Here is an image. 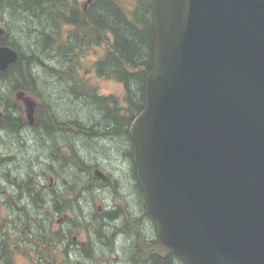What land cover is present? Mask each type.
Returning a JSON list of instances; mask_svg holds the SVG:
<instances>
[{
    "label": "water",
    "instance_id": "water-1",
    "mask_svg": "<svg viewBox=\"0 0 264 264\" xmlns=\"http://www.w3.org/2000/svg\"><path fill=\"white\" fill-rule=\"evenodd\" d=\"M151 20L153 68L128 134L154 252L264 264V0H153ZM17 60L0 46V72ZM17 99L32 124L36 102Z\"/></svg>",
    "mask_w": 264,
    "mask_h": 264
},
{
    "label": "trees",
    "instance_id": "trees-1",
    "mask_svg": "<svg viewBox=\"0 0 264 264\" xmlns=\"http://www.w3.org/2000/svg\"><path fill=\"white\" fill-rule=\"evenodd\" d=\"M125 1L91 0L89 3L77 4L73 0H0V21L10 20L30 43L26 53L20 44L11 40L8 33L0 39V46H9L18 53V60L9 65L6 71L0 72V94L6 86H10L38 98L47 111L44 121L51 132L77 126L78 141L88 155L99 156L96 154L107 153L111 151L110 148L118 152L123 146L127 147L128 126L145 106L146 76L154 62L155 30L151 20L153 0H128L133 5L131 9L124 7ZM101 45H105V51L91 63L92 69L98 77L123 86L124 93L120 100L101 96L93 87L86 91L82 84L83 78L79 77L82 59L93 47ZM41 71L56 79L65 88L69 99L73 98L77 105L83 107L81 113L87 123L78 120L65 123L59 120L52 101L43 91L41 81L44 79L38 76ZM0 101L5 104L4 115L0 116V130L6 128L8 132H17L18 125H10L8 121L13 119L5 112L12 108L18 111L19 104L14 100L10 102L2 95ZM36 115H39L38 112ZM14 116L20 119V114L14 112ZM34 126L37 129L39 124ZM98 142L110 147H103ZM77 166L81 168L79 161ZM16 169L21 173L19 167ZM28 169L26 166L23 171L27 179L23 182L25 188L27 186L26 198L30 199L33 207L38 208V200H43L40 192L32 188V176L36 172L27 173ZM49 235L41 231V235H30L29 239L38 238L39 243L49 244ZM139 264L182 263L177 256L171 255L165 259L153 256Z\"/></svg>",
    "mask_w": 264,
    "mask_h": 264
},
{
    "label": "flooded vegetation",
    "instance_id": "flooded-vegetation-1",
    "mask_svg": "<svg viewBox=\"0 0 264 264\" xmlns=\"http://www.w3.org/2000/svg\"><path fill=\"white\" fill-rule=\"evenodd\" d=\"M1 30L0 39L7 34L5 29L1 28ZM82 84L86 91L91 87L85 79L82 80ZM0 95L6 96L10 102L16 101L10 86H6ZM25 96L36 102L34 121L32 124L28 123L25 106L21 100L16 101L19 104L18 111L12 108L5 112L10 119H13L8 121L9 124H17L18 128L15 133L6 131V128L0 130V167L13 163L15 159L18 160V153L21 150H27L31 141L34 142L33 146H37L40 150V156L42 153L48 160L46 165L40 163L42 169L32 176L34 178L32 188L40 192L43 200H38L40 204L38 208L33 207L31 201L27 202L30 199L26 198L27 186L25 188L23 184L26 176L22 173L15 174L16 176H12L14 179L11 180L8 176V191L14 188L12 186L14 184L18 193L8 192L10 201L6 202V200L3 205L4 210L17 208L23 213L24 210L30 209L49 212V222H52L54 226V233L49 235V239L47 238L50 243H39L38 238L31 240V243L26 240L23 242L25 248H31L34 252L35 264H51V262L56 264L57 262L58 264H139L153 256H158L154 252L157 228L145 212V199L133 161V144L130 137L127 147L124 148L122 145L118 152L110 148L115 158H106V155H88L82 150L78 141L77 126H67L62 131L54 129L51 132V128L44 121L47 118V111L44 110L39 99L28 93ZM4 108L5 104L0 101V116L4 115ZM14 112L20 114V119L14 116ZM69 120L77 122L76 118H69ZM36 124H39L37 129L34 128ZM98 143L103 147L104 145L106 148L110 147L104 142ZM78 161L81 168L77 166ZM111 161L115 165V173L106 171L102 166L110 165ZM122 169L124 172L121 171ZM96 170L104 174L106 181L94 174ZM47 179L48 183H46ZM50 203H52V209L49 206ZM27 213L25 212V215H28L30 220ZM21 225L14 224V227L20 231ZM24 225L27 227L26 224ZM20 235L21 237L16 238L17 243H20L23 233L20 232ZM28 235H31L30 230ZM43 238L46 239L45 236ZM9 245L0 248L4 252V254L1 253L0 262L4 264L12 260L13 250ZM40 245L46 246L50 253L40 254L42 252ZM51 248L53 253L50 251ZM181 263L183 264L182 261Z\"/></svg>",
    "mask_w": 264,
    "mask_h": 264
},
{
    "label": "rangeland",
    "instance_id": "rangeland-1",
    "mask_svg": "<svg viewBox=\"0 0 264 264\" xmlns=\"http://www.w3.org/2000/svg\"><path fill=\"white\" fill-rule=\"evenodd\" d=\"M73 1L77 4H82L83 2H86L87 0H73ZM123 5L126 9H131L133 7L132 3L128 0L123 2ZM0 27L2 29H5V32H7L10 35V38L12 41L14 39L18 44H20V46L24 48V51L26 53L28 52L26 47L30 43L26 41L25 37L23 36V33H19L18 29H16L18 27H16L14 24H11V21L8 19H2L0 21ZM67 30L68 28L65 29V31ZM103 51H105V45H101L100 47H93L92 50L88 51L86 57L82 59L83 60L82 65H81L82 68H81V71L79 72V77L81 79L83 78L87 80L88 84L91 87L95 88L96 92L99 95L112 96L113 98L120 100L122 99L123 93H124L123 86L115 81L106 80V79L98 77L95 74L94 70L92 69L91 63L94 62L96 59H98L99 56L102 55ZM38 76L41 79H44L41 81L43 85L42 87L43 91L46 93L47 96H49L50 100L52 101L54 110L56 112L55 115L59 118L61 122L68 121L69 118H76L74 115H78V117L76 118L78 121L85 122L84 118L82 117V113H81V109H83V107L81 108L80 105H77V103L74 102L73 98H71V100L69 99V97L64 92L65 88L61 86L59 82L56 81V79L50 78L48 74L43 73L42 71L41 73H38ZM86 111L87 110H84L83 112H86ZM33 144L34 142L31 141V144L28 145L29 148H27V150L24 149L23 151L21 150V152L18 153V158H17L18 160H16L15 159L16 157L14 156L15 160L13 161V163L0 167V238L5 237L9 241L10 249L13 250L11 252L12 260L9 261L8 264H35V262L33 261V259L35 258L33 254L34 252L31 251V248L27 249L23 245V242H25V240L31 243V239H29V235H28L29 230H30L31 235H35L38 233L41 235V231H42V234L46 232H48V234L54 233V226L52 225V222H49L50 214L46 210H35L34 212H32V209L28 210L29 218H30V220H28V215L26 216L25 212L23 213L21 212V210L17 208L16 210H13V209L4 210L3 208L5 201L6 200H7L6 202L10 201L9 194H8L9 192L8 184H7L8 176L10 177V180L14 179L12 176H16L15 174H21V173L23 174V171L25 170L26 166L29 167L27 173L29 172L37 173L38 171L42 169L41 168L42 166H40V163H42V165H46V163H48V160H46L43 157L42 153H41V156H42L41 158L39 154L40 150L38 149L37 146H33ZM102 154H96V155H100V156L106 155V158L107 157L115 158L112 151H109L107 153L105 151V153L102 152ZM25 155H27L28 158H26ZM102 166L106 171L115 173V168H114L115 165H113L112 161L110 162V165L107 164L106 166L104 165ZM18 167L20 168L21 173L19 172V170L16 169ZM123 169L121 170L122 172H124ZM6 172H8V175H6ZM119 174H122V173L119 172ZM46 183H48V179ZM54 185H55V182L53 183V186ZM12 186L14 188L12 189L10 188L9 193H13V192L15 193V191L18 193V191L15 189V185L12 184ZM29 201L30 200H28L27 202ZM25 203L26 202L23 200V204ZM12 206H15V205H12ZM49 206L52 209V203H50ZM48 211L52 212V210H48ZM40 220L46 225L44 226L40 222ZM21 223L22 225L20 226V232L23 233L25 239L23 238V235H22V238L20 239V243H17L16 238L21 237V235L19 234L18 230H16V227H14V224H21ZM24 224H26L27 227ZM40 226L45 227V228L43 229ZM40 246H41L40 249L42 251L40 252V254L47 255L50 253L48 249L46 248V246H43V245H40ZM50 251L51 253H53V248H51ZM0 264H4V263L0 262ZM42 264H46V263H42ZM51 264H56V263L51 262ZM97 264H100V263H97Z\"/></svg>",
    "mask_w": 264,
    "mask_h": 264
},
{
    "label": "bare ground",
    "instance_id": "bare-ground-1",
    "mask_svg": "<svg viewBox=\"0 0 264 264\" xmlns=\"http://www.w3.org/2000/svg\"><path fill=\"white\" fill-rule=\"evenodd\" d=\"M5 47H9V46H5ZM15 50V49H14ZM16 51V50H15ZM52 67V66H51ZM7 70V69H6ZM5 70V71H6ZM13 90H17V89H13ZM14 92V96H15V99H16V101L18 100L19 101V99H17V94L19 93V92H23L24 93V95L27 93V92H25V91H23V90H17V91H13ZM7 244H9V241L6 239V238H0V248L1 247H3L4 245H7ZM2 250L0 249V254L2 253L1 252Z\"/></svg>",
    "mask_w": 264,
    "mask_h": 264
}]
</instances>
